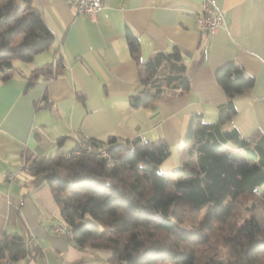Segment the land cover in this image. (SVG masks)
<instances>
[{
  "label": "crops",
  "instance_id": "crops-1",
  "mask_svg": "<svg viewBox=\"0 0 264 264\" xmlns=\"http://www.w3.org/2000/svg\"><path fill=\"white\" fill-rule=\"evenodd\" d=\"M203 1L101 0L91 18L70 0H32L53 43L31 61H15L10 76L0 80V238L19 233L32 240L17 264H108L109 257L104 250L79 248L69 233L56 231L67 230L65 222L49 187H35L26 178L25 156L67 151L82 138L109 134L161 138L170 154L160 169L176 180L179 174L173 172L195 159L186 141L190 121L216 123L225 109L227 97L214 73L230 62L253 78V85L234 97L236 113L223 128H235L249 141L264 137V0H209L224 12L210 33L196 22ZM127 28L139 42L140 61L157 53L178 56L188 88L158 85L156 100L131 106L130 96L142 85ZM33 71L35 82L27 86ZM164 75L158 70L153 78ZM7 172L16 179L8 182Z\"/></svg>",
  "mask_w": 264,
  "mask_h": 264
},
{
  "label": "trees",
  "instance_id": "trees-1",
  "mask_svg": "<svg viewBox=\"0 0 264 264\" xmlns=\"http://www.w3.org/2000/svg\"><path fill=\"white\" fill-rule=\"evenodd\" d=\"M125 37L142 85L130 96L131 106L156 100L158 85L188 88L178 56L157 53L140 61L136 36L127 28ZM53 39L32 0H0V80L10 76L15 61H31ZM158 70L164 77L153 78ZM36 76L33 71L27 86ZM214 76L226 94L225 109L216 123L190 121L186 141L195 159L173 172L176 180L160 169L170 154L161 138L109 134L80 139L78 154L73 148L25 156L26 178L49 187L76 246L109 252L108 264H264V137L249 141L235 128H223L236 113L234 97L253 78L233 62ZM102 147L110 160L99 156ZM27 250L19 233L4 234L0 264Z\"/></svg>",
  "mask_w": 264,
  "mask_h": 264
},
{
  "label": "built area",
  "instance_id": "built-area-1",
  "mask_svg": "<svg viewBox=\"0 0 264 264\" xmlns=\"http://www.w3.org/2000/svg\"><path fill=\"white\" fill-rule=\"evenodd\" d=\"M70 2L75 6L76 11L80 14H87L91 18H95L97 11L101 8V0H70ZM224 12L215 11L211 6V1L204 0L202 2L201 12L196 17V22L198 24L199 30L202 32L210 33L213 32L223 21ZM81 152V146L76 145L74 147V153L78 154ZM99 156L110 160V157L106 151L105 147H102L99 152ZM5 179L8 182H12L16 179V174L7 172L4 174ZM56 231L61 233H69V230L62 226L56 227ZM32 240H26V246H30ZM1 264H17V259L10 257H5Z\"/></svg>",
  "mask_w": 264,
  "mask_h": 264
},
{
  "label": "rangeland",
  "instance_id": "rangeland-1",
  "mask_svg": "<svg viewBox=\"0 0 264 264\" xmlns=\"http://www.w3.org/2000/svg\"><path fill=\"white\" fill-rule=\"evenodd\" d=\"M239 160L241 161V160H243V159H240V158H239Z\"/></svg>",
  "mask_w": 264,
  "mask_h": 264
}]
</instances>
